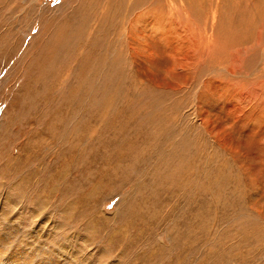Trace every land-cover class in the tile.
<instances>
[{
  "label": "rangeland",
  "instance_id": "1",
  "mask_svg": "<svg viewBox=\"0 0 264 264\" xmlns=\"http://www.w3.org/2000/svg\"><path fill=\"white\" fill-rule=\"evenodd\" d=\"M133 1L0 0V264H264V0Z\"/></svg>",
  "mask_w": 264,
  "mask_h": 264
},
{
  "label": "bare ground",
  "instance_id": "2",
  "mask_svg": "<svg viewBox=\"0 0 264 264\" xmlns=\"http://www.w3.org/2000/svg\"><path fill=\"white\" fill-rule=\"evenodd\" d=\"M101 1H102V0H101ZM113 1L117 2V4L120 6V8H122V6L124 5V3H125L126 0H113ZM140 2L142 3V0H134L132 3H130V5H133V6L136 5V6H137ZM108 3H109V2H108ZM110 3H111V2H110ZM110 3H109V4H110ZM253 3H254V2H253ZM255 3H257V2L255 1ZM83 4H84V3H83ZM109 4H108V5H109ZM187 4H188V3H187ZM62 5H63V4H62ZM99 5H100V4H99ZM88 6H89V5H88ZM127 6H128V4H127ZM100 7H101V6H100ZM100 7H99V8H100ZM81 8H83V9L85 10L86 7L83 5ZM108 8H109V7H108ZM108 8H107V9H108ZM110 9H111V8H110ZM258 10H259V9H258ZM260 10H261V9H260ZM81 11H82V10H81ZM86 11H87V10H86ZM87 12H88V11H87ZM90 12H92V10H91V11L89 10L88 13H90ZM261 12H262V11H261ZM93 13H94V12H93ZM126 14H127V13H126ZM94 15H95V14H94ZM127 15H128V14H127ZM259 15H260V14H259ZM263 15H264V14H263ZM248 16H249V15H248ZM263 17H264V16H263ZM82 18H83V17H82ZM242 18H243V17H242ZM253 18H254V17H253ZM86 20H87V19H86ZM71 21H72V20H71ZM79 21H80V20H79ZM77 22H78V21H77ZM82 23H83V22H82ZM71 26H72V25H71ZM71 26H70V27H71ZM54 36H55V35H54ZM55 39H56V38H55ZM58 39H59V38H58ZM69 39H70V38H69ZM53 40H54V39H53ZM64 40H65V39H64ZM51 41H52V40H51ZM235 43H236V42H235ZM51 45H52V44H51ZM59 45H61V44H59ZM235 45H236V44H235ZM51 47L53 48V46H51ZM51 50H52V49H51ZM51 50H50V51H51ZM52 51L54 52V50H52ZM48 53H49V50H48ZM48 59H49V58H48Z\"/></svg>",
  "mask_w": 264,
  "mask_h": 264
}]
</instances>
